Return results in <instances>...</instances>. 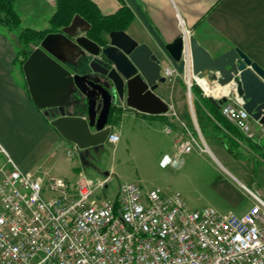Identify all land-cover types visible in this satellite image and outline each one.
Instances as JSON below:
<instances>
[{
    "label": "built area",
    "instance_id": "built-area-1",
    "mask_svg": "<svg viewBox=\"0 0 264 264\" xmlns=\"http://www.w3.org/2000/svg\"><path fill=\"white\" fill-rule=\"evenodd\" d=\"M182 60L188 87L196 83L207 95L188 51ZM163 70L167 79L179 74L174 67ZM223 96L222 114L253 138L243 99L235 90L213 97ZM119 140L111 131L107 143ZM196 149L206 150L189 133L162 164L180 168ZM1 153L8 159L0 168V264H264V201L256 194L257 203L243 214L195 210L179 192L144 191L130 181L110 199L99 190L108 187L111 173L95 181L81 170L74 182L45 181L22 170L0 143Z\"/></svg>",
    "mask_w": 264,
    "mask_h": 264
},
{
    "label": "crops",
    "instance_id": "crops-1",
    "mask_svg": "<svg viewBox=\"0 0 264 264\" xmlns=\"http://www.w3.org/2000/svg\"><path fill=\"white\" fill-rule=\"evenodd\" d=\"M93 1L105 15L114 14L123 5H127L134 14V19L126 30L127 34L137 43L147 44L157 55L160 56L162 53L164 66L174 67L179 72L165 83H161L156 91L169 104L168 113L155 117L158 115L141 114L129 108L126 103L121 104L124 115L129 114V109L136 111L142 117L138 119L153 131L163 129L170 135L168 144L158 145L165 149V156L174 155L176 143L189 133L205 147L203 153L208 152L212 155V158L207 160L212 170L194 167L189 173L190 185L199 192L204 191V194L194 200L195 196L185 193L184 190L177 192L195 210L212 206L223 213L247 212L258 201L254 194L264 201L263 126L250 119L254 137L248 138L242 132L244 138L235 139L236 153L240 156L230 153L222 138L214 132L213 123L207 113L194 104V94L192 90L190 94L185 80L186 62L175 61L166 50V45L182 34L193 35L213 55L230 48H239L264 69V0ZM15 8L21 17L23 28L47 29L50 28V18L56 10V0H16ZM18 35L19 29L9 31L0 27V134H27L31 130V124H34L33 120L61 136L51 125V118L33 103L24 72L17 69L14 63L20 48ZM65 52L66 55L70 54L68 49ZM83 56L90 57L78 48L73 55V62L67 63L69 68L74 72H89L90 70L84 68L80 61ZM71 113L85 116L86 104L79 105ZM110 125L112 131H115L114 124ZM168 127L171 128L170 132L166 131ZM58 146L57 157H60L62 150L67 151L69 146L66 143L63 149L61 144ZM10 149L17 154L11 146ZM197 151L199 150L196 149ZM213 159L223 167V170L217 168ZM185 160L181 168L186 170L190 168L189 162L194 160L193 153L187 155ZM79 167L77 165L75 171ZM24 171L32 172L44 179L48 175L42 174L37 168ZM201 196L206 198V203L200 202Z\"/></svg>",
    "mask_w": 264,
    "mask_h": 264
},
{
    "label": "water",
    "instance_id": "water-1",
    "mask_svg": "<svg viewBox=\"0 0 264 264\" xmlns=\"http://www.w3.org/2000/svg\"><path fill=\"white\" fill-rule=\"evenodd\" d=\"M90 28L86 19L75 15L60 32L49 33L23 64L33 103L75 144L82 160L89 157L91 149L106 144L112 131L110 111L118 102L150 115L170 110L156 92L167 81L162 53L159 56L147 44L137 43L124 30L111 31L108 45L101 46L87 36ZM78 48L98 59V65L87 73L74 72L67 64L73 62ZM166 50L177 62L182 61L183 51H188L194 77L235 90L249 118L264 129V69L258 63L239 48L213 55L193 35L182 34L167 44ZM207 96L219 108L227 101L226 96L219 100ZM83 103L86 115H73L71 111Z\"/></svg>",
    "mask_w": 264,
    "mask_h": 264
},
{
    "label": "rangeland",
    "instance_id": "rangeland-1",
    "mask_svg": "<svg viewBox=\"0 0 264 264\" xmlns=\"http://www.w3.org/2000/svg\"><path fill=\"white\" fill-rule=\"evenodd\" d=\"M81 63L84 68L91 70L98 65V59L95 56L85 57L82 58ZM123 112L114 122V130L120 134L117 144L106 142L99 151L90 153L85 160L80 158L73 142L40 126L33 120L34 124H31V130L27 134H0V143L22 170L37 168L42 174L47 173L49 176H46L45 181L51 176H60L74 182L81 170L95 181L103 180L107 177V172L111 173L108 187L99 190L100 195L110 199L115 197L119 184L124 181L138 182L144 191L159 189L165 193H174L184 190L185 193L195 196L194 200L198 199L197 197L202 193L204 194V191L199 192L190 185L189 173L194 167L212 170V166L207 161L208 158H212V155L194 150L192 152L194 160L189 162V170L173 165H163L165 149L158 145L168 144L170 135H167L163 129L153 131L148 125L142 123L141 119H138L142 117L136 111L129 109L128 115H124ZM65 143L69 146L68 150L64 152L62 150V156L57 157L58 145L61 144L63 149ZM10 146L17 154L12 152ZM7 159L6 154H0V168L7 163ZM215 162L217 168L223 170V167L217 161ZM77 165L80 167L75 171ZM200 199V202L206 203L205 197L201 196Z\"/></svg>",
    "mask_w": 264,
    "mask_h": 264
},
{
    "label": "trees",
    "instance_id": "trees-1",
    "mask_svg": "<svg viewBox=\"0 0 264 264\" xmlns=\"http://www.w3.org/2000/svg\"><path fill=\"white\" fill-rule=\"evenodd\" d=\"M15 1L0 0V27L9 31L19 29L20 48L14 63L22 72L23 64L32 50L49 33L60 32L64 26L69 25L77 14L81 15L91 25L87 36L101 46L108 45V36L111 31H126L134 19V14L127 5H123L114 14L105 15L93 0H56V10L50 18V28H23L21 27V17L15 8ZM191 90L194 94V104L207 113L213 123L214 132L222 138L230 153L234 156H240L236 153L237 143L235 139L244 138L242 131L222 114L221 109L213 104L208 96H204L199 85L194 83ZM121 112L122 108L113 106L109 115V124H114Z\"/></svg>",
    "mask_w": 264,
    "mask_h": 264
},
{
    "label": "bare ground",
    "instance_id": "bare-ground-1",
    "mask_svg": "<svg viewBox=\"0 0 264 264\" xmlns=\"http://www.w3.org/2000/svg\"><path fill=\"white\" fill-rule=\"evenodd\" d=\"M198 82L201 84L203 89L205 88L204 90L208 95L213 94L212 96H216L217 94L218 95L223 94L228 91L227 87H222V86H218L217 84H212L210 81H208L205 78L198 79ZM223 90H225L226 92H223Z\"/></svg>",
    "mask_w": 264,
    "mask_h": 264
},
{
    "label": "flooded vegetation",
    "instance_id": "flooded-vegetation-1",
    "mask_svg": "<svg viewBox=\"0 0 264 264\" xmlns=\"http://www.w3.org/2000/svg\"><path fill=\"white\" fill-rule=\"evenodd\" d=\"M122 103H124V102H118V104L117 105H115V107H117V108H121V104ZM103 147V146H102ZM102 147H100V148H102ZM100 148H98V149H91V153H95V152H97V151H99V149Z\"/></svg>",
    "mask_w": 264,
    "mask_h": 264
}]
</instances>
